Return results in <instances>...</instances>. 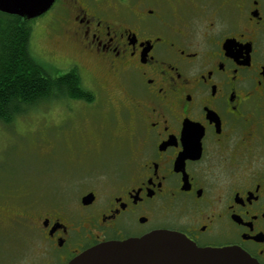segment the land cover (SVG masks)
Returning <instances> with one entry per match:
<instances>
[{
  "label": "flooded vegetation",
  "instance_id": "flooded-vegetation-1",
  "mask_svg": "<svg viewBox=\"0 0 264 264\" xmlns=\"http://www.w3.org/2000/svg\"><path fill=\"white\" fill-rule=\"evenodd\" d=\"M37 18L94 98L92 66L125 83L138 147L73 204L26 202V255L2 264H68L154 230L264 264V0H54Z\"/></svg>",
  "mask_w": 264,
  "mask_h": 264
},
{
  "label": "rangeland",
  "instance_id": "rangeland-1",
  "mask_svg": "<svg viewBox=\"0 0 264 264\" xmlns=\"http://www.w3.org/2000/svg\"><path fill=\"white\" fill-rule=\"evenodd\" d=\"M40 21L30 22V46L41 61L47 60L51 73L60 74L64 62L45 51L67 55L69 47L46 34L42 24L38 27ZM90 70L94 82L102 85L93 89V101L40 100L12 121H0V208L13 213L0 219V264L10 256L26 255L22 237L26 202L39 201L40 207L51 202L73 204L82 191L79 187L102 180L104 167L137 153L138 141L127 119L125 83L106 78L103 68ZM84 81L85 87H92L91 80L84 77ZM7 224L11 229H5Z\"/></svg>",
  "mask_w": 264,
  "mask_h": 264
},
{
  "label": "trees",
  "instance_id": "trees-1",
  "mask_svg": "<svg viewBox=\"0 0 264 264\" xmlns=\"http://www.w3.org/2000/svg\"><path fill=\"white\" fill-rule=\"evenodd\" d=\"M30 22L0 12V121L6 123L40 100L94 98L79 72L53 74L33 53Z\"/></svg>",
  "mask_w": 264,
  "mask_h": 264
},
{
  "label": "water",
  "instance_id": "water-1",
  "mask_svg": "<svg viewBox=\"0 0 264 264\" xmlns=\"http://www.w3.org/2000/svg\"><path fill=\"white\" fill-rule=\"evenodd\" d=\"M54 0H0V11L34 18ZM85 203L91 201L88 194ZM68 264H258L236 247H198L184 234L154 230L138 238L98 243L72 258Z\"/></svg>",
  "mask_w": 264,
  "mask_h": 264
}]
</instances>
